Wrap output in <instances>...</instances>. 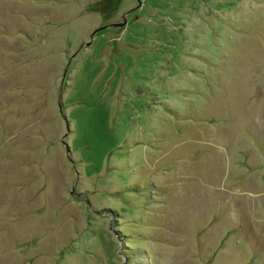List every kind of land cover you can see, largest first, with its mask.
Segmentation results:
<instances>
[{
  "label": "rangeland",
  "instance_id": "rangeland-1",
  "mask_svg": "<svg viewBox=\"0 0 264 264\" xmlns=\"http://www.w3.org/2000/svg\"><path fill=\"white\" fill-rule=\"evenodd\" d=\"M0 264H264V0H0Z\"/></svg>",
  "mask_w": 264,
  "mask_h": 264
}]
</instances>
